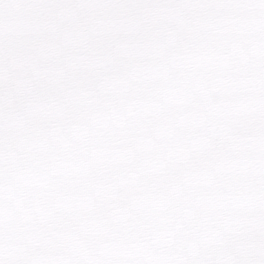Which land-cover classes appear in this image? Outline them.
<instances>
[{"label": "snow or ice", "instance_id": "6c2138e0", "mask_svg": "<svg viewBox=\"0 0 264 264\" xmlns=\"http://www.w3.org/2000/svg\"><path fill=\"white\" fill-rule=\"evenodd\" d=\"M0 264H264V0H0Z\"/></svg>", "mask_w": 264, "mask_h": 264}]
</instances>
